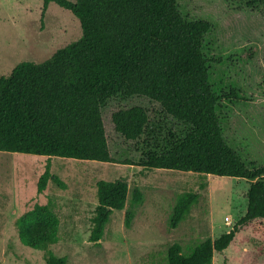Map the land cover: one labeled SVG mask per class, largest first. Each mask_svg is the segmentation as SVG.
Masks as SVG:
<instances>
[{
	"label": "trees",
	"instance_id": "obj_1",
	"mask_svg": "<svg viewBox=\"0 0 264 264\" xmlns=\"http://www.w3.org/2000/svg\"><path fill=\"white\" fill-rule=\"evenodd\" d=\"M245 2L252 8L264 4V0ZM51 3L70 11L80 21L82 34L45 61H23L10 75L0 76V151L115 162L102 108L116 97L144 96L184 130L169 128L161 133L168 128L165 118L152 125L141 105L115 111L112 121L120 135L150 145L139 165L147 170L242 178L249 184L246 214L229 232L203 241L187 255L181 244L174 243L167 251V264H211L215 253L224 254L244 229L264 233V164L247 165L224 137L220 102L239 97L234 89L224 95L212 90L214 60L204 53L212 23L185 17L178 0H43L42 17ZM50 179L59 182L48 167L39 191ZM128 194L125 179L98 181L91 241L102 239L112 213L125 207ZM142 198L135 188L134 202ZM198 198V192L178 197L172 228L185 219ZM133 216L126 212L127 227ZM48 219L46 207L35 208L28 220L18 224L21 241L37 250L56 243ZM45 260L46 264L67 262L51 250Z\"/></svg>",
	"mask_w": 264,
	"mask_h": 264
},
{
	"label": "rangeland",
	"instance_id": "obj_2",
	"mask_svg": "<svg viewBox=\"0 0 264 264\" xmlns=\"http://www.w3.org/2000/svg\"><path fill=\"white\" fill-rule=\"evenodd\" d=\"M178 2L185 17L212 23L204 53L214 60L213 92L224 95L234 89L239 97L220 102L224 137L247 165L264 164V4L252 8L245 0ZM42 9L43 0H0V76L10 75L23 61L43 62L80 38V21L70 11L51 3L42 17ZM136 105L148 110L152 125L165 118L160 105L147 97L110 99L102 114L115 162L0 151V264H46L47 250L66 257V264H167L174 243L187 255L203 241L229 232L246 214L245 179L139 165L150 145L143 139H125L112 121L115 111ZM164 121L168 128L161 133L184 130L172 117ZM48 167L59 182L50 179L39 191ZM117 179L128 182L127 202L112 213L102 239L93 242L97 183ZM135 188L143 195L140 203L133 200ZM184 192H198L199 198L172 228L170 218ZM37 207L47 208L55 230L56 243L46 250L30 248L19 237V222L28 220ZM127 211L134 213L130 227L125 225ZM211 264H264V233L244 229L224 254L215 253Z\"/></svg>",
	"mask_w": 264,
	"mask_h": 264
}]
</instances>
